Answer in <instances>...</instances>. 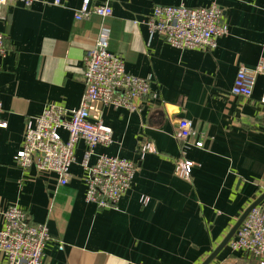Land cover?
Returning <instances> with one entry per match:
<instances>
[{
	"label": "crops",
	"instance_id": "obj_1",
	"mask_svg": "<svg viewBox=\"0 0 264 264\" xmlns=\"http://www.w3.org/2000/svg\"><path fill=\"white\" fill-rule=\"evenodd\" d=\"M54 1L13 4L0 17L8 50L0 71V231L4 212L18 205L50 234L43 264H203L264 195V74L250 99L231 93L238 69L264 60V0H217L229 35L207 51L177 50L151 34L147 22L158 5L206 8L215 0H108L112 16L80 22L74 15L83 0ZM103 27L109 50L122 56L128 73L150 80L154 92L137 101L138 112L94 108L114 139L96 153L137 167L131 189L108 210L86 202L84 142L65 186L55 174L15 160L30 118L50 104L80 105L86 51ZM183 118L202 148L177 139ZM148 144L151 150L142 151ZM183 160L193 163L189 180L177 171ZM212 263L257 264L228 244Z\"/></svg>",
	"mask_w": 264,
	"mask_h": 264
},
{
	"label": "built area",
	"instance_id": "obj_2",
	"mask_svg": "<svg viewBox=\"0 0 264 264\" xmlns=\"http://www.w3.org/2000/svg\"><path fill=\"white\" fill-rule=\"evenodd\" d=\"M38 2L41 0H0V17L3 18L4 9L13 4L30 7ZM54 4L60 6L61 1L55 0ZM112 14L113 8L108 0L101 5L93 4V0H83L74 17L80 22L94 16L107 19ZM147 25L151 34L162 36L171 47L180 51L214 49L220 38L229 35V25L224 21L217 0L206 8L155 6ZM109 46V31L103 27L94 46L86 51L85 91L80 105L68 109L50 104L40 116L30 118L25 128L24 144L15 158L24 169L34 166L39 172L55 174L59 184L65 186L69 184L71 168L76 163V147L84 142L86 151L81 166L86 172V202L101 210L117 207L120 198L131 189L137 167L128 159L96 153L100 146H111L114 139L112 128L95 116L94 108L100 104L134 113L140 110L138 100L154 94L150 80L128 73L122 56L112 53ZM7 55L5 35L0 32V71ZM261 74H264V60L254 69L240 67L231 93L250 99ZM261 103L264 104V95ZM2 112L0 92V114ZM4 126L0 121V127ZM194 135L192 122L181 119L177 139L183 146L202 148V142L192 143ZM150 150L149 144L142 148L144 152ZM93 157H96L94 163L91 162ZM192 170L191 161L178 163L177 171L181 177L189 180ZM3 216L0 252L6 258V264H43L45 246L50 239L46 226L29 223L27 213L18 205L9 206ZM228 247L233 253L244 252L257 264H264L263 204L249 212ZM60 249H63L62 244Z\"/></svg>",
	"mask_w": 264,
	"mask_h": 264
},
{
	"label": "water",
	"instance_id": "obj_3",
	"mask_svg": "<svg viewBox=\"0 0 264 264\" xmlns=\"http://www.w3.org/2000/svg\"><path fill=\"white\" fill-rule=\"evenodd\" d=\"M263 201H264V195L261 198H259L256 202H254L253 204H251V206H249V208L244 212V214L241 216V218L236 223V225L230 230L229 234L226 236V238L224 239V241L222 242V244L217 248V250H215L212 253V255L203 264H211L213 262V260H215V258L220 253V251H222V249L224 247H226L227 244L229 243V241L234 237L235 233L237 232V230L239 229V227L241 226V224L243 223V221L246 219V217L248 216L249 212L254 207L262 204Z\"/></svg>",
	"mask_w": 264,
	"mask_h": 264
}]
</instances>
